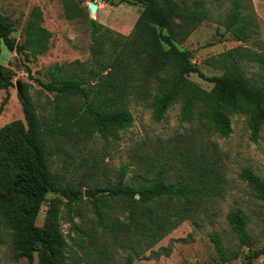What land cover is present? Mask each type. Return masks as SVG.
<instances>
[{
	"label": "trees",
	"instance_id": "trees-1",
	"mask_svg": "<svg viewBox=\"0 0 264 264\" xmlns=\"http://www.w3.org/2000/svg\"><path fill=\"white\" fill-rule=\"evenodd\" d=\"M142 7L132 34L122 41L106 38L103 25L91 19L77 0H63L67 19H87L91 31L90 65L80 61L56 64L49 68V81L36 78L43 90L53 94L37 109L22 84L18 97L24 121L15 120L0 128V246L9 244L15 261L34 264H113L117 247L130 249L123 264H134L183 222L205 210L224 194L225 165L213 143L187 145L171 160L140 161L132 182H127L129 163H121L116 180L109 186L88 185L102 193L87 199L93 205L101 237L96 236L90 250L81 253L69 248L62 231L60 209H72L83 200V185L73 184L53 171L52 159L66 146L77 147L86 139L117 137L134 124L132 100L149 102L155 120H162L169 108L181 100L182 120L196 117L209 131L228 137L232 133L231 115H245L252 138L257 141L264 127V74L252 78L244 62L264 68V51L239 46L222 53L214 65L221 75L208 77L193 64V53L180 46L204 21L219 14V24L239 41L258 36L254 12L248 0H132ZM43 11L35 7L23 28L24 40L11 34L15 21L0 12V45L29 62L50 48L52 32L43 25ZM109 42V43H108ZM257 43V42H255ZM108 45V47H107ZM31 74V69L27 67ZM199 73L213 84L207 92L189 76ZM15 72L0 63V90L14 86ZM6 96L1 109L8 102ZM247 181L264 201V180L252 169L244 168ZM51 193L43 226L37 225L41 208ZM114 199L121 220L104 205ZM52 203V204H51ZM110 208V207H109ZM111 211V210H110ZM231 230L242 246L251 244L248 217L241 208L227 216ZM72 228L77 224L71 217ZM212 241L223 264L229 258L216 234ZM264 254V248L248 252V263ZM238 256V253L234 255Z\"/></svg>",
	"mask_w": 264,
	"mask_h": 264
},
{
	"label": "rangeland",
	"instance_id": "rangeland-1",
	"mask_svg": "<svg viewBox=\"0 0 264 264\" xmlns=\"http://www.w3.org/2000/svg\"><path fill=\"white\" fill-rule=\"evenodd\" d=\"M85 8L91 19L103 25L106 38L113 37L125 41L135 27L142 7L132 0H77ZM97 5L91 13L88 5ZM248 9L255 14L258 23V36L249 42L239 41L231 32L219 24V14L226 9L216 11L213 20L201 23L187 39L180 41V46L193 53V64L208 77L221 75L223 70L213 63L222 53L239 46L264 51V0H248ZM35 7L43 11V25L52 32L50 48L36 59L26 62L16 52L8 51L0 45V63L15 72L14 86L8 91L0 90V128L15 121H24L21 101L18 97L22 84L37 105L41 107L53 94L42 89L36 78L49 81L50 67L66 62L80 61L90 65L91 25L87 19H67L63 0H0V12L15 21L11 34L17 41L24 40L25 22ZM257 42V43H255ZM109 43V42H108ZM108 47V45H107ZM248 75L256 78L264 74V68L257 63L244 62ZM27 67L31 69L28 73ZM189 79L199 88L209 92L213 84L199 75L192 73ZM6 96L8 102L1 109ZM181 100L174 103L162 120H155L149 102L132 100L130 110L135 121L131 128L119 132L117 137L103 139L99 136L86 139L77 147L66 146L52 159V169L65 181L83 185V200L72 209L61 206L60 222L71 253L90 250L95 237H101V226L97 223L93 205L87 201L84 192L88 185L99 183L110 186L115 180L121 163H129L130 172L127 182H132L139 170L140 161L146 163L167 161L176 151H183L187 145L210 142L217 146L225 165L226 184L224 194L209 204L201 213L183 222L144 255L136 257L134 264H223L212 241V235L219 236L229 258L226 264H247L248 252L264 248V201L258 198L249 183L240 177L244 168L252 169L264 180V127L257 141L252 138L245 115H231L232 133L228 137L209 131L193 117L191 121L182 120ZM95 190V189H93ZM57 196L49 193L38 216L37 225L43 226L49 203ZM52 204V203H51ZM110 207V208H109ZM105 211L120 214L118 203L114 199L104 205ZM241 208L248 217V231L251 244L242 246L230 228L227 220L231 210ZM111 210V211H110ZM71 217L77 224L72 228ZM125 220L124 215H119ZM128 247H117L113 255V264H123ZM238 253V256L234 255ZM96 259L92 254L91 262ZM26 260L15 261L9 244L0 246V264H26ZM34 264H39L35 254ZM251 264H264V254Z\"/></svg>",
	"mask_w": 264,
	"mask_h": 264
},
{
	"label": "water",
	"instance_id": "water-1",
	"mask_svg": "<svg viewBox=\"0 0 264 264\" xmlns=\"http://www.w3.org/2000/svg\"><path fill=\"white\" fill-rule=\"evenodd\" d=\"M88 7H89V10H90L91 13H95L96 10H97V5H95V4H89ZM20 90L21 89H19V91ZM101 193L102 192L101 191H98V190H86L84 192V196L86 198H89V199H94L97 195H99Z\"/></svg>",
	"mask_w": 264,
	"mask_h": 264
}]
</instances>
